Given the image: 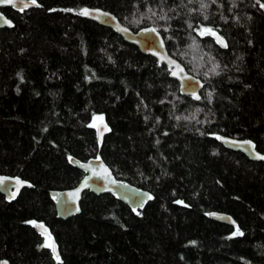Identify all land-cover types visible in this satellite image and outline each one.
I'll return each instance as SVG.
<instances>
[{
    "label": "trees",
    "instance_id": "trees-1",
    "mask_svg": "<svg viewBox=\"0 0 264 264\" xmlns=\"http://www.w3.org/2000/svg\"><path fill=\"white\" fill-rule=\"evenodd\" d=\"M200 2L37 0L40 8L23 13L2 9L13 27L0 31V174L32 188L10 203L0 194V262L58 264L34 221L55 240L59 264H264V161L217 139L248 140L264 156V8ZM83 8L108 11L134 32L156 28L203 82L200 99L181 95L164 65ZM201 26L227 47L199 36ZM93 116L109 129L101 143ZM70 158H101L151 199L133 211L86 192L78 215L57 218L50 192L84 177Z\"/></svg>",
    "mask_w": 264,
    "mask_h": 264
},
{
    "label": "water",
    "instance_id": "water-1",
    "mask_svg": "<svg viewBox=\"0 0 264 264\" xmlns=\"http://www.w3.org/2000/svg\"><path fill=\"white\" fill-rule=\"evenodd\" d=\"M25 2H27V0H25ZM15 3L17 5L16 7H13L12 4L0 3V31L4 29H11L13 27V22L3 14L2 9L10 8L15 12L23 13L30 9L40 8V5L39 7L29 6L21 11L20 9L22 5L20 4V0H15ZM87 9L89 10L90 15H82L87 20L92 21L99 26L112 30L126 43L135 46L141 53L152 57L157 61L159 65H164L169 70L170 77L178 83L179 92L181 95L190 97L194 101H198L200 99H195L194 97H200V92L203 88V82L199 78L191 75L178 60L170 55L167 50L165 41L158 31H156L155 33L147 32L145 31V29L149 28H144L137 32H134L130 28L123 25L116 16L108 11L100 8ZM5 19L11 22V26L3 23ZM161 42H163L162 47ZM218 45L221 46L219 43ZM161 57H163V59H161ZM170 60L175 61V64L169 63ZM176 65H179V67L183 69V72H180L176 68ZM173 71H176L177 75H172ZM185 77H188L189 79H185ZM105 125L107 126L105 122H100L96 125V138L99 143L103 141L107 131L103 132V135L100 136L98 133V129L100 131H103ZM219 137L220 139H218V141L224 148L230 151L240 152L251 161H264V159L257 158L258 155H262L258 153L255 148H250L248 144L244 143L248 140L226 136ZM69 163L75 168L81 170L84 173V177L73 189L60 191L56 190L50 192V197L54 203L57 218L59 219L66 220L70 217L78 215L81 210L80 202L82 200V196L86 192H90L97 196L112 195L118 201L127 205L130 209L133 210L135 208V211L144 208L147 202L150 200L148 199V197H151V195L148 191L139 189L131 184L116 179L110 168L104 163L101 158H90L87 161L83 162L75 158H70ZM105 169H107V173H105ZM0 178L4 179V183L0 184V194L4 196L5 200L9 203L15 201L23 189L32 188V185L29 182L24 181L19 177L0 174ZM17 179L22 182L20 185L16 184ZM12 193H15L14 197L12 196ZM208 217L224 225H228L231 227L236 226V222L234 221V219L224 213L211 212L208 214ZM36 225L42 224L36 223ZM34 228L40 234L43 231L39 227L34 226ZM47 234H49L48 231ZM52 242H54L55 244L56 255H58L55 240L52 239ZM4 261H6L7 264H10L7 260H3L1 262Z\"/></svg>",
    "mask_w": 264,
    "mask_h": 264
},
{
    "label": "snow or ice",
    "instance_id": "snow-or-ice-1",
    "mask_svg": "<svg viewBox=\"0 0 264 264\" xmlns=\"http://www.w3.org/2000/svg\"><path fill=\"white\" fill-rule=\"evenodd\" d=\"M212 2L215 3L216 0H212ZM0 3L12 4L13 7H16V6H17L16 3H15V0H0ZM188 3H193V0H188ZM256 3L259 4L261 8H264V3H260V0H256ZM20 4L22 5V7H21V9H20L21 11H23L24 9H26V8L29 7V6H37V7H39V4L37 3V0H27V2H25V0H20ZM206 7H207V4H205V3L203 2V0H201V2H200V8L203 9V8H206ZM150 11H151V9H150ZM190 11H193V10H190ZM79 14H80V15H84V16H88V15H90V12H89V10H88L87 8H83V9L80 10ZM152 14H153V15H156L155 12H153ZM104 15H107V14H104ZM160 19H167V17H166V16H161ZM204 19L207 20L208 17L205 16ZM3 23H4V24H7L8 26H11V22L8 21V20H6V19L3 21ZM188 27H189V28H193L192 24H190V23H189ZM165 30H167V29H165ZM193 30H194V31H197V34H198L199 36H202V37L205 36V35L213 36V37H215L217 43H219L222 47H227V44L224 42L223 38L220 37L219 35H217V32H216L213 28H211V27H204V26H201L199 29H193ZM145 31L155 33L157 30H156V28H149V29H145ZM194 43H195V41H194ZM162 46H163V42H161V47H162ZM154 54H155V53H154ZM161 59H163V57H161ZM169 63H171V64H175V61H171V60H170ZM217 67H219V66L216 65V66L212 69V71L215 72V69H216ZM176 68H177L180 72H183V69L180 68L179 65H176ZM217 74H218V73H217ZM172 75H174V76L177 75V72H176V71H173ZM185 79H189V78H188V77H185ZM194 98H195V99H199L200 97L195 96ZM177 119H179V117H177ZM97 120H99V121L102 123V122H103V117H102V116H100V117L93 116V121H94V123H93V124H90L89 127H96L95 121H97ZM108 130H109V129H108L107 126L105 125L104 128H103V131H100V130L98 129V133H99L100 136H102V135H103V132H106V131H108ZM217 139H220V137H217ZM244 143H245V144H248V146H249L250 148H254V145H252L251 142H249V141H245ZM257 158H258V159H264V156H259V155H258ZM104 171H105V173H107V169H105ZM3 183H4V179H3V178H0V184H3ZM21 183H22V182H21L19 179L16 180V184H17V185H20ZM12 196L14 197V196H15V193H12ZM148 199H151V197L149 196ZM177 203H181V202L178 201ZM133 211H135V208L133 209ZM137 214L139 215V213H137ZM31 223H32L34 226L39 227V228H41V229L43 230L41 234H42V235H45V237H46V241H45V244H44L43 246H45V247H50V248L52 249L53 254L55 255V258H56V260L58 261V264H59V256L56 255L55 244H54V242L51 241V237H50V235L47 234V229L44 228L43 225H36V223H35L34 221L31 222ZM233 235H234V236H235V235H243V233L240 232L239 229L237 228L236 232L233 233ZM0 264H7V262H6V261H4V262H0Z\"/></svg>",
    "mask_w": 264,
    "mask_h": 264
},
{
    "label": "rangeland",
    "instance_id": "rangeland-1",
    "mask_svg": "<svg viewBox=\"0 0 264 264\" xmlns=\"http://www.w3.org/2000/svg\"><path fill=\"white\" fill-rule=\"evenodd\" d=\"M98 123H100V121L99 120H97V121H95V124L97 125ZM96 128V127H95Z\"/></svg>",
    "mask_w": 264,
    "mask_h": 264
}]
</instances>
